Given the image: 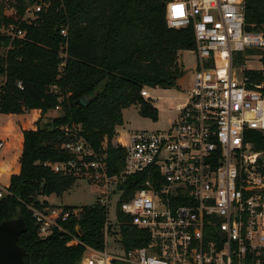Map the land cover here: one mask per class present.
Masks as SVG:
<instances>
[{
	"label": "built area",
	"instance_id": "2783aa9c",
	"mask_svg": "<svg viewBox=\"0 0 264 264\" xmlns=\"http://www.w3.org/2000/svg\"><path fill=\"white\" fill-rule=\"evenodd\" d=\"M54 2L61 0H3L0 36L23 38V25L42 24ZM166 17L170 27L192 26L198 58L193 87L170 128L132 132L120 141L123 168L110 173L107 143L97 152L80 126L67 125L71 139L62 146L72 157L45 163L98 184L97 201L108 209L117 196L116 209L148 235L146 244L125 248L108 218L105 249L86 246L81 264H264V149L253 135L264 134V71L246 65L249 57L262 61L264 34L247 30L246 0H167ZM60 35L64 58L68 26ZM141 94L148 98V88ZM4 145L0 140V153ZM142 174L132 196L121 200L126 181ZM9 193L0 185V198ZM28 207L41 236L57 229L69 245L82 243L65 227L81 208ZM109 241L122 253L110 251Z\"/></svg>",
	"mask_w": 264,
	"mask_h": 264
},
{
	"label": "trees",
	"instance_id": "16d2710c",
	"mask_svg": "<svg viewBox=\"0 0 264 264\" xmlns=\"http://www.w3.org/2000/svg\"><path fill=\"white\" fill-rule=\"evenodd\" d=\"M166 8L167 0H61L44 14L42 24L23 25V38L0 36V49L4 50L0 54V113L40 109L42 114L36 129H23L20 171L11 176L10 193L0 198V223L18 216L26 222L27 231L18 244L26 249L27 264H81L86 246L105 249L106 205L96 201L84 206L78 219L65 224L81 240L77 245H69L70 237L57 229L41 236L28 206H54L39 197L62 196L78 179L45 164L72 157L62 146L71 139L64 133L65 126H80L79 134L97 152L106 139L109 172L118 173L123 168L125 147L113 139L117 127L124 124L123 110L138 104L143 117L158 120L153 99L144 98L141 91L145 87H174L179 51L196 50L192 26H168ZM5 20L0 0V24ZM245 21L247 30L264 34V0H246ZM62 26L69 28L64 58L60 56ZM262 64L260 71H264V51ZM19 81L24 89L18 87ZM80 99L87 104H78ZM57 106L61 115L41 124L44 115ZM253 135L256 148L264 149V134ZM143 177L126 181L121 200L132 196ZM117 227L125 248L148 241L146 231L134 226L120 207Z\"/></svg>",
	"mask_w": 264,
	"mask_h": 264
},
{
	"label": "rangeland",
	"instance_id": "374dc122",
	"mask_svg": "<svg viewBox=\"0 0 264 264\" xmlns=\"http://www.w3.org/2000/svg\"><path fill=\"white\" fill-rule=\"evenodd\" d=\"M3 51V49H0V53ZM179 55L178 69L181 72L182 77L185 76V81L183 83L180 82L172 88L147 87L150 97L152 96L153 102L159 110L158 120L153 121L151 118L143 117L139 113V105L132 104L130 107L123 110L124 124L117 127L118 130L113 139L114 143H119V138L122 142L127 143L130 140L131 133L136 130H166L170 128L172 121L176 116V107L180 102H182L174 100V98L179 95L176 90H188V88L192 89L191 87H193L195 81L198 64V58L195 51L183 50ZM246 65L250 68L260 69L263 67L262 61L258 58L254 59L253 57L248 58ZM175 80H178V78H175ZM27 113H30V111ZM61 113L60 109L49 110L44 115V119L42 118L41 124L51 121L54 117L61 115ZM41 115L42 114L40 112L38 120L41 118ZM103 142L107 143V140L105 139ZM101 192L102 189L98 184L90 182L84 178H78L75 184L62 196H57L56 194L50 195V202L56 206H72L82 208L96 202ZM116 199L117 196H114L112 203L109 205L108 218L113 224H117ZM107 246L110 251L117 250L118 253H122V247L114 246L111 241L107 243Z\"/></svg>",
	"mask_w": 264,
	"mask_h": 264
},
{
	"label": "crops",
	"instance_id": "0c3cea01",
	"mask_svg": "<svg viewBox=\"0 0 264 264\" xmlns=\"http://www.w3.org/2000/svg\"><path fill=\"white\" fill-rule=\"evenodd\" d=\"M181 51H179V54ZM178 67H179V58H178ZM176 75L177 76L175 78H178V80H176V85L179 84L180 82L183 83L185 81L186 78L185 76L182 77L180 71L179 74ZM190 90H191L190 88H188V90H184V89L176 90L179 93V95L178 97H175L174 100H178L182 102H180L176 107V116L172 121V123L177 118L178 106L186 102ZM148 94H149L148 98H152V96L150 97L149 90H148ZM153 104L156 106L154 102ZM40 112H41L40 109H33L30 111V113L26 112L23 114L0 113V140H3L5 142V145L0 153V185L8 187L10 185L11 176L13 174L19 173L20 158L22 155L23 144H24L23 129H36L37 127L36 121L40 117ZM120 141L122 140H120L119 138L118 141L119 144ZM50 197L51 196H41L40 200H47L51 205H53L50 202Z\"/></svg>",
	"mask_w": 264,
	"mask_h": 264
},
{
	"label": "water",
	"instance_id": "95a60500",
	"mask_svg": "<svg viewBox=\"0 0 264 264\" xmlns=\"http://www.w3.org/2000/svg\"><path fill=\"white\" fill-rule=\"evenodd\" d=\"M77 102L81 106L87 104L84 99ZM26 231L27 225L22 216L0 223V264H27L26 249L18 244L20 235Z\"/></svg>",
	"mask_w": 264,
	"mask_h": 264
}]
</instances>
